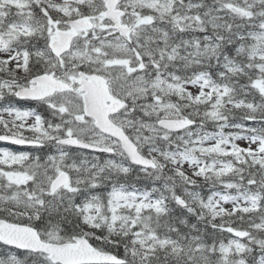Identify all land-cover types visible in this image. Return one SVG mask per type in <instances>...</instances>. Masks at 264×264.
<instances>
[{"label":"snow or ice","instance_id":"obj_1","mask_svg":"<svg viewBox=\"0 0 264 264\" xmlns=\"http://www.w3.org/2000/svg\"><path fill=\"white\" fill-rule=\"evenodd\" d=\"M0 264H264V0H0Z\"/></svg>","mask_w":264,"mask_h":264}]
</instances>
